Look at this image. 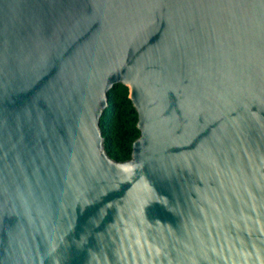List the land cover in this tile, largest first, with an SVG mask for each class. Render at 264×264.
<instances>
[{"label":"water","instance_id":"1","mask_svg":"<svg viewBox=\"0 0 264 264\" xmlns=\"http://www.w3.org/2000/svg\"><path fill=\"white\" fill-rule=\"evenodd\" d=\"M0 264H264V0H0Z\"/></svg>","mask_w":264,"mask_h":264},{"label":"trees","instance_id":"2","mask_svg":"<svg viewBox=\"0 0 264 264\" xmlns=\"http://www.w3.org/2000/svg\"><path fill=\"white\" fill-rule=\"evenodd\" d=\"M128 87L114 84L107 92L108 104L100 116V128L107 154L116 161L130 158L132 143L139 136L137 112Z\"/></svg>","mask_w":264,"mask_h":264}]
</instances>
